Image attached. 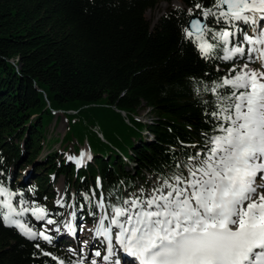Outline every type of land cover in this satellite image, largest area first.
Listing matches in <instances>:
<instances>
[{
	"label": "trees",
	"instance_id": "1",
	"mask_svg": "<svg viewBox=\"0 0 264 264\" xmlns=\"http://www.w3.org/2000/svg\"><path fill=\"white\" fill-rule=\"evenodd\" d=\"M172 1L195 14V3L212 4L0 0V182L46 207L56 200L62 176L65 206L92 191L103 194L106 205L116 204L129 193L138 195V184L148 191L149 176L162 182L178 172L177 164L203 148V134H212L215 123L206 113L216 101L205 86L218 82L234 61L201 57L182 31L189 17L185 8H167L151 26L146 11ZM208 24L220 27L211 18ZM222 55L217 49L216 56ZM142 106L152 123L135 118ZM54 111L66 121L60 145L73 157L86 145L92 157L86 166L78 168L57 150L40 157ZM35 160L40 174L34 181L15 179L11 168ZM83 209L84 217L95 212L92 201ZM60 247L0 222V264H57L53 256L71 264Z\"/></svg>",
	"mask_w": 264,
	"mask_h": 264
},
{
	"label": "snow or ice",
	"instance_id": "2",
	"mask_svg": "<svg viewBox=\"0 0 264 264\" xmlns=\"http://www.w3.org/2000/svg\"><path fill=\"white\" fill-rule=\"evenodd\" d=\"M193 7L199 17L182 31L201 57L247 61L239 70L234 65L211 88L205 86L216 101L206 113L215 123L212 134H203V148L147 193L141 189L139 195L107 205L101 194L96 201L100 214L90 231L93 239L103 237L105 254L94 250L91 259L80 255L71 264H99L96 258L102 264H127L123 255L135 264H264V184L257 183L264 181V71L249 67L259 61L264 68V0H212L211 6L197 2ZM188 15L196 14L190 8ZM210 18L220 27H209ZM217 49L222 56H216ZM68 159L79 168L92 157L82 152ZM56 204L64 207L63 199ZM29 214L46 225L56 223L46 207L0 182V222L30 240L51 242L46 227L36 231L30 226ZM71 216L75 219V212ZM66 227L76 234L71 223ZM69 251L77 255L75 249Z\"/></svg>",
	"mask_w": 264,
	"mask_h": 264
},
{
	"label": "rangeland",
	"instance_id": "3",
	"mask_svg": "<svg viewBox=\"0 0 264 264\" xmlns=\"http://www.w3.org/2000/svg\"><path fill=\"white\" fill-rule=\"evenodd\" d=\"M177 2H179V1H177ZM177 2L172 1L170 4H168L166 2H160L154 8L147 10L146 11V17L148 18L151 26H153L157 22L158 18L166 11L167 8H185L184 5L180 2H179L180 4L178 3V5H177L176 4ZM185 9H186V12L188 13V10L190 8H185ZM247 30L251 34V29L248 28ZM241 59L245 60L244 62L247 61V57H245V58L236 57L234 61L238 62V60H241ZM249 67L251 69L264 71V68L261 67V63L259 61L251 62L249 64ZM239 68H240V66H237L238 70H239ZM147 112H148V109H146L144 106H142L141 108H139L137 110V115L135 116V118L140 119L141 121L144 122L150 114ZM56 116L59 117V119L57 120V123L55 124ZM65 126H66V121H65L64 117L58 112L55 113V117H54L53 121L45 129V135L44 136H45V139L48 140V142H44L43 151H42L43 153L40 155V157H42V155L46 154L48 151L57 150L60 155H62L64 158H66L68 161H70L68 159V157L73 156V155L67 149H63V146H61L60 142H59L61 136L63 135V133L65 131ZM93 129H94V127H93ZM82 152L90 154L89 148L85 145L81 148L79 155H77L76 157H79ZM38 160H40V158H38ZM36 162H37V160L33 161L31 164L21 162L20 165H22V166L18 165L16 168H11V172H14L15 179H17L19 182H22L23 184H28V183H31L32 181H34L35 175L40 174V170H38V166L35 165ZM9 176H10V174H9ZM65 183H66V179H64V177L59 176L57 178L56 187L54 188V191L56 192V200L46 206V208L49 211L50 218L56 221L55 224L46 225L44 221L38 222L33 217H31L30 214L27 216V220H28V222L29 221L31 222V223L29 222L30 226H33V225L35 226L36 231H40V230H42L43 227H46L49 230L48 234L50 236H52V240H53L56 238V236H57V238H60L64 234V231L67 230L66 225L68 223H70L72 220L71 213L75 212V219L76 218L78 219L77 226L75 227V229L77 231V238L75 239V242H73L69 239H64L65 241H62L63 244L60 247V249H62V251L65 253V255L70 257L72 260L79 259L80 255H85L89 259H91L93 251L97 250L95 248L96 245H93V247H91L89 249V251L88 250L86 251V247H84L83 241H85L89 237L92 238V236H90L91 231H89L88 232L89 234L87 233V235H88L87 238H83V235L85 234L83 231H84L85 227H89L90 229H93L95 227V222H96V219L98 218L99 212H97V210L95 209V213L97 214L95 217L92 215H88V216L84 217V215H83L84 209L83 208H84V206H88V204L91 201H92L93 207L95 208V206H96L95 200L98 201L99 199H97L96 195H93L94 193L91 192L90 195L88 196L89 200H85L86 194L83 192H80V193H78L77 203H76V199H72L68 205L65 206V204H64V207H60L56 204V201L58 199H61V198L63 199L64 191H65ZM148 183H149L148 186H146L145 188H147L148 191H150L152 188L157 186L160 182L158 180L152 179L149 176ZM257 183L258 184H264L263 181H261L259 179H257ZM141 189H143V187L140 186V184H138V188H137L135 193H137L139 195L140 194L139 191ZM148 191H146V193ZM130 195H134V193L127 194L126 198ZM83 202H85V204ZM63 203H64V201H63ZM69 205H72V207H69ZM51 206H54L55 208L51 209ZM87 219L90 223L86 222ZM56 228H59L60 231L56 232L55 231ZM81 229H83V230H81ZM99 240H100V238H97L94 242L97 243V242H99ZM57 241L60 243L59 240H57ZM81 248H83L82 254L80 253ZM69 249H75L77 252V255H73V253L71 251H69ZM101 254L104 255L105 251H102ZM96 259L98 260L99 264H102L101 258H96ZM85 263H88V261L86 260Z\"/></svg>",
	"mask_w": 264,
	"mask_h": 264
},
{
	"label": "bare ground",
	"instance_id": "4",
	"mask_svg": "<svg viewBox=\"0 0 264 264\" xmlns=\"http://www.w3.org/2000/svg\"><path fill=\"white\" fill-rule=\"evenodd\" d=\"M175 2H177V1H175ZM178 3L179 2H177L176 4L178 5ZM180 4V3H179ZM125 116V115H124ZM150 116V117H149ZM149 116L146 118V120L144 121V123H147V124H150V123H152V119H153V117L149 114ZM140 120V119H139ZM126 121H127V119H126ZM141 121V120H140ZM141 122H143V121H141ZM94 131L97 133V135L98 136H101V133L99 132V129H98V127H95L94 128ZM141 186V185H140ZM77 222H78V219L76 218V219H73L72 218V225L74 226V227H76L77 226ZM71 223V222H70ZM90 231V228L89 227H85L84 228V235H83V238H87V233ZM81 232V231H80ZM89 234V233H88ZM82 235V234H81ZM79 236V235H78ZM90 236H93V232L91 231L90 232ZM77 238V231H76V234L75 235H72L71 233H69L68 232V230H65L64 231V234L60 237V238H57V236H56V238H55V240H59V241H65L64 239H69V240H71V241H73V242H75V239ZM88 239H89V241L91 240V237H89V238H87L86 239V241H88ZM96 239H92V241L91 242H94ZM101 263H102V261H101Z\"/></svg>",
	"mask_w": 264,
	"mask_h": 264
},
{
	"label": "water",
	"instance_id": "5",
	"mask_svg": "<svg viewBox=\"0 0 264 264\" xmlns=\"http://www.w3.org/2000/svg\"><path fill=\"white\" fill-rule=\"evenodd\" d=\"M197 17H199V14H196L195 16H189L188 17V20H187V22H186V27H188L189 26V21L191 20V19H194V18H197ZM54 113H57V111H54ZM120 113H122V115H123V111H121ZM103 139V138H102Z\"/></svg>",
	"mask_w": 264,
	"mask_h": 264
}]
</instances>
